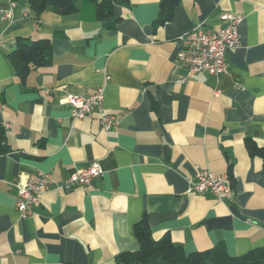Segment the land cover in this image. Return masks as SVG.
<instances>
[{
	"label": "crops",
	"instance_id": "1",
	"mask_svg": "<svg viewBox=\"0 0 264 264\" xmlns=\"http://www.w3.org/2000/svg\"><path fill=\"white\" fill-rule=\"evenodd\" d=\"M0 0V125L11 150L0 154V264H116L135 250L146 217L155 239L169 232L187 252L221 247L241 255L264 246V0H180L156 26L162 0L117 4L108 30L90 0L61 15L39 16L28 0ZM244 17L240 45L226 53L219 77L190 72L178 60L179 36L217 30L225 13ZM48 38L50 63L25 80L8 54L18 38ZM105 87L100 108L73 118L64 99ZM102 114L118 125L105 129ZM97 161L88 187L61 183ZM198 169L230 181L231 196L191 191ZM49 172L33 214L16 208V181Z\"/></svg>",
	"mask_w": 264,
	"mask_h": 264
},
{
	"label": "built area",
	"instance_id": "2",
	"mask_svg": "<svg viewBox=\"0 0 264 264\" xmlns=\"http://www.w3.org/2000/svg\"><path fill=\"white\" fill-rule=\"evenodd\" d=\"M16 5L12 1L11 7L3 11L5 17L12 15V8ZM223 18L226 24L217 30L194 29L179 36L181 48L178 60L190 72H206L219 77L227 69L226 53L240 45L239 25L244 17L232 12L225 13ZM71 106L73 118H83L91 115L100 108L105 100V87H98L90 95L69 94L64 99ZM100 124L105 129L118 125L114 114H102ZM103 174L100 163L94 161L86 167L76 169L61 183V187L70 190L79 186L88 187L94 179ZM196 181L191 183L190 190L198 193L211 192L218 199L231 196L233 188L227 177L209 171L198 169ZM53 175L49 172H38L33 176H23L16 181L18 199L16 208L22 217L33 214V209L40 202L45 189L53 184Z\"/></svg>",
	"mask_w": 264,
	"mask_h": 264
},
{
	"label": "trees",
	"instance_id": "3",
	"mask_svg": "<svg viewBox=\"0 0 264 264\" xmlns=\"http://www.w3.org/2000/svg\"><path fill=\"white\" fill-rule=\"evenodd\" d=\"M17 1V0H15ZM96 5L97 17L106 29L116 28L121 22L114 7L117 4H128L129 0H90ZM36 16L44 10L52 8L61 15H68L77 10L75 0H28ZM180 0H162L160 13L155 25H163L173 19L176 6ZM8 57L17 74L24 81L33 68L51 62L53 50L48 38L30 40L18 38L16 47ZM248 151L253 156L264 160V146L258 145L253 139H246ZM11 150L6 135V128L0 125V154ZM135 233L139 247L120 253L116 264H264V246L253 248L241 255H229L221 247L187 252L180 244H176L169 232L155 239L146 217L135 225Z\"/></svg>",
	"mask_w": 264,
	"mask_h": 264
}]
</instances>
